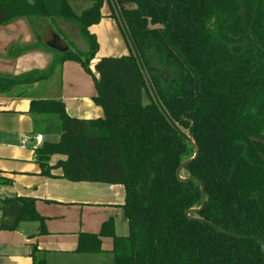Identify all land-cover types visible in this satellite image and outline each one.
<instances>
[{
  "label": "trees",
  "instance_id": "1",
  "mask_svg": "<svg viewBox=\"0 0 264 264\" xmlns=\"http://www.w3.org/2000/svg\"><path fill=\"white\" fill-rule=\"evenodd\" d=\"M72 1L90 5L78 13ZM105 1L124 36L110 0H0V25L59 18L87 43L81 52L66 42L64 52L46 46L44 69L0 73V95L47 79L72 59L93 76V101L104 113L75 117L60 98H31L35 131L58 136L33 148L40 173L60 169L70 181L124 186L128 233L113 237L111 258L101 264H264V0H116L159 101L198 146L180 170L204 187L193 218L185 211L199 207V184L179 180L175 170L194 148L155 104L125 36L127 54L101 56L98 77L89 68L98 50L89 27L105 16ZM52 154L63 158L51 164ZM0 212V230L34 221L37 234L46 232L32 196L0 197ZM98 247L97 234H79L77 251ZM37 253L33 245L32 264H57Z\"/></svg>",
  "mask_w": 264,
  "mask_h": 264
},
{
  "label": "crops",
  "instance_id": "2",
  "mask_svg": "<svg viewBox=\"0 0 264 264\" xmlns=\"http://www.w3.org/2000/svg\"><path fill=\"white\" fill-rule=\"evenodd\" d=\"M41 19L44 20L43 17H19L0 25L1 74H21L34 69H44L51 56L46 46L52 43L66 46L61 39L62 31L56 34L55 30L50 28L48 33L42 34L39 26L42 25ZM103 20L107 23L110 21L111 31L117 30L116 21L109 16V9L100 19V21ZM97 25L94 24L89 29L96 28ZM37 36L40 37L38 45ZM121 36L123 35L115 32L116 41L121 47L120 52L122 50L123 54H127L128 47ZM35 44L37 46L34 48L20 51L22 47ZM101 56L120 55L112 53ZM99 58L100 56L95 63ZM94 76L98 77V73H94ZM42 84L47 87L46 94L33 98H60L71 116L82 118L103 116L102 107L93 101V96L96 94L93 76L88 75L78 61L64 60L49 78L35 82L33 86L38 87ZM2 99L8 101L9 108V100ZM5 110L8 111V109ZM25 113L32 121L31 137L39 133L44 136L43 141L58 139L55 134L47 135L41 133L42 131H35L34 118L28 113V107L26 111L19 112L20 117H23ZM26 138L24 136L20 142L22 140L26 142ZM36 171H38L37 178H34L31 184L37 183L42 190L41 197L58 202L54 204L46 203L44 200L35 201L36 210L45 219L46 232L37 234V223L30 221L20 222L15 230H0V257L11 260L13 264H32L30 252L35 245L38 249L37 254L50 263L101 264L107 262L111 258L113 237L128 233L127 222L121 207L125 195L124 186L119 183L101 181H70L60 176V169H52L51 175L41 174L39 166ZM4 174L10 178L9 175L0 171V182L3 183L6 180L9 181ZM0 192L1 197L25 195L9 193L6 190ZM106 222L109 224L106 225ZM80 233L97 234L99 247L94 251H77ZM20 258H23V263L19 262Z\"/></svg>",
  "mask_w": 264,
  "mask_h": 264
},
{
  "label": "rangeland",
  "instance_id": "3",
  "mask_svg": "<svg viewBox=\"0 0 264 264\" xmlns=\"http://www.w3.org/2000/svg\"><path fill=\"white\" fill-rule=\"evenodd\" d=\"M71 5L74 11L79 13L81 10L89 6L90 2L72 1ZM108 9L109 5L107 1H105L101 7V11L105 14L108 12ZM41 20L42 25L40 24L39 26L40 30H42V34H46L50 28H54L58 32L62 31V40L63 42H66L68 46H73L80 52L87 49V43L79 33L76 25L64 22L59 18H54L51 22L45 18L44 20ZM110 24V21L107 23V21L103 20L100 21L98 25L96 24V28H92L90 30L98 42V50L89 62V68L93 73H96L94 69V63L99 56L101 57V55L112 53L117 55H125L123 54L124 52H122V50L120 52V44L115 38V32L116 34L122 35L120 29L115 22V28H117V30L113 32L110 30ZM52 25L55 26L53 27ZM121 37L124 39V36ZM85 72L87 71L85 70ZM87 73L88 75H91V73ZM46 88L47 87L45 84L38 85V87H34L33 83L20 84L15 86L11 92L1 95L2 98L9 100V108L8 111L0 110V171L9 175L10 178L4 174L5 178H8L9 181H6L5 183L0 182V191L3 192L6 190L9 193H19L34 196L36 202L44 200L46 203L57 204L58 202L56 200L51 198V200L44 199L41 197L42 190L37 186V183L31 184L34 181V178H37L36 175H38L36 173L38 172L36 171L38 165L35 161L33 147L38 146L39 143H36L34 136H30L32 135V121L30 117L26 113L23 117H20L19 114L21 110L26 111L28 107V99H30V97H41L42 95H45L47 92ZM24 136L27 137L25 144L20 142ZM55 137L58 136L56 135ZM62 156L63 155L61 154H52L50 156L49 162H54L56 159L62 158ZM10 261L11 260L5 257H0V264H13V262ZM23 261V258L19 259L20 263H23Z\"/></svg>",
  "mask_w": 264,
  "mask_h": 264
},
{
  "label": "water",
  "instance_id": "4",
  "mask_svg": "<svg viewBox=\"0 0 264 264\" xmlns=\"http://www.w3.org/2000/svg\"><path fill=\"white\" fill-rule=\"evenodd\" d=\"M110 2H111V4H112V6H113V9H114V11H115V13H116V16H117V19H118V22H119V24H120V26H121V28H122L123 34H124V36H125V38H126V40H127V42H128V45L130 46V48H131V50H132V53H133V55H134V57H135V59H136V62H137V64H138V66H139V69H140V71H141V73H142V76H143V78H144V80H145L147 86H148V89H149V91H150V93H151V95H152V98H153L155 104L158 106L159 110H160L161 113L164 115V117L167 119V121L170 123V125L174 128V130H175L176 132H178L179 135H180L181 137H183L188 143H190V144L193 146V148H194L193 156H191L190 158H188V159L182 161V162L180 163V165H179V166L176 168V170H175V175H176V177H177L179 180H181V181L194 180V181H196V182L199 184V188H200V205H199V207H197V208H189V209H187V210L185 211V215H186L187 217H190V216H189L190 213H197V212H199L200 210H202V208H203V206H204V203H205L204 187H203L202 182L199 181V180H198L196 177H194V176H190V177H182V176H180V170L182 169L183 166H185L188 162H190L191 160H193V159L197 156L198 151H199L198 146L196 145V143H195V141L192 139V137L189 136L188 132H186V133L183 132V131H182V130L176 125V123L171 119V117L168 115V113L166 112V110L163 108V106H162L161 102L159 101V98H158V96H157V94H156V92H155V90H154V88H153V85H152L151 81L149 80V77H148L147 71H146V69H145V67H144V65H143V63H142V60H141L140 55H139V53H138V51H137V48H136V46H135V44H134V42H133V40H132V38H131V36H130V33H129L128 29H127V26H126V24H125V21H124L122 15H121V12H120V9H119V5H118V3L116 2V0H110ZM49 46H50V48H52V49H54V50H57L58 52H64V51L67 50V46H60L58 43H52V44H49ZM190 218H193V217H190ZM194 219H196V220H198V221H201V222H206V223L211 224L210 221H207V220H204V219H200V218H196V217H194ZM218 229H219L220 231L225 232L222 228H219V227H218ZM225 233H227V232H225ZM229 234L232 235V236L240 237V236H238V235H234V234H231V233H229ZM258 241H259V240H258ZM259 242L261 243V245H262V247H263V249H264V244H263L261 241H259Z\"/></svg>",
  "mask_w": 264,
  "mask_h": 264
},
{
  "label": "built area",
  "instance_id": "5",
  "mask_svg": "<svg viewBox=\"0 0 264 264\" xmlns=\"http://www.w3.org/2000/svg\"><path fill=\"white\" fill-rule=\"evenodd\" d=\"M5 109H8V101L3 100L2 96L0 95V110H5ZM34 139H35L36 143H39L38 145H40L42 143V141H43V136L41 134L37 133V134L34 135ZM24 142H25V140H22L23 144H24ZM35 147H33V148H35Z\"/></svg>",
  "mask_w": 264,
  "mask_h": 264
}]
</instances>
